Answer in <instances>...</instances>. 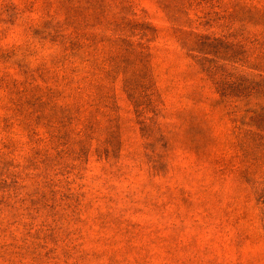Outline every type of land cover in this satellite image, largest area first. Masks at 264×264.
<instances>
[{
    "label": "rangeland",
    "instance_id": "obj_1",
    "mask_svg": "<svg viewBox=\"0 0 264 264\" xmlns=\"http://www.w3.org/2000/svg\"><path fill=\"white\" fill-rule=\"evenodd\" d=\"M0 264H264V0H0Z\"/></svg>",
    "mask_w": 264,
    "mask_h": 264
}]
</instances>
